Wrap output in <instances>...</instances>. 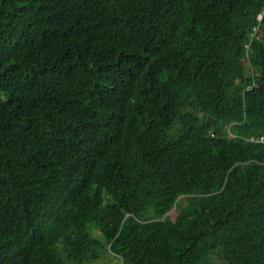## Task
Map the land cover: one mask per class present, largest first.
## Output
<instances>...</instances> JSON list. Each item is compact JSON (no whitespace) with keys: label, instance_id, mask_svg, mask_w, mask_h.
Segmentation results:
<instances>
[{"label":"trees","instance_id":"trees-1","mask_svg":"<svg viewBox=\"0 0 264 264\" xmlns=\"http://www.w3.org/2000/svg\"><path fill=\"white\" fill-rule=\"evenodd\" d=\"M106 248L264 264V0H0V264Z\"/></svg>","mask_w":264,"mask_h":264},{"label":"rangeland","instance_id":"rangeland-1","mask_svg":"<svg viewBox=\"0 0 264 264\" xmlns=\"http://www.w3.org/2000/svg\"><path fill=\"white\" fill-rule=\"evenodd\" d=\"M246 68H247V65H246ZM247 73H248V75L250 74V71H248L247 70ZM181 134V127L179 126V124H176V125H174V127H172L169 131H168V133H167V137L169 138V139H171V138H176V137H178L179 135ZM187 197H181L179 200H178V204L179 205H186V203H187ZM178 211H177V209H175V211H173V212H171V214H170V217L172 218V219H174L175 218V216H176V213H177ZM122 262H121V259L118 257V256H116V255H114V254H112L110 251H109V249H105V250H103L102 251V253H101V255H100V258L97 260V261H95V262H93V263H90V264H121ZM215 263L216 264H225L221 259H219V258H216L215 259Z\"/></svg>","mask_w":264,"mask_h":264},{"label":"built area","instance_id":"built-area-1","mask_svg":"<svg viewBox=\"0 0 264 264\" xmlns=\"http://www.w3.org/2000/svg\"><path fill=\"white\" fill-rule=\"evenodd\" d=\"M257 30H258V27H255L253 29L252 39L255 37ZM247 50L249 51V47H247Z\"/></svg>","mask_w":264,"mask_h":264}]
</instances>
